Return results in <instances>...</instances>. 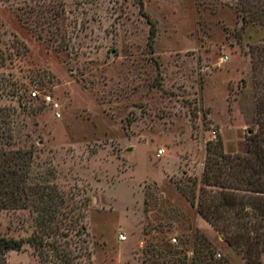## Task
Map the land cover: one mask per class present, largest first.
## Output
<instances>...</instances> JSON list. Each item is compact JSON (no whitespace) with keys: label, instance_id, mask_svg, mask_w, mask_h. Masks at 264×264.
<instances>
[{"label":"rangeland","instance_id":"1","mask_svg":"<svg viewBox=\"0 0 264 264\" xmlns=\"http://www.w3.org/2000/svg\"><path fill=\"white\" fill-rule=\"evenodd\" d=\"M244 6L264 0H0V155L33 152L30 184L80 216L45 232L33 201L1 209L2 236L41 245L0 264H250L198 211L203 188L262 196L203 182L264 129V18Z\"/></svg>","mask_w":264,"mask_h":264},{"label":"trees","instance_id":"2","mask_svg":"<svg viewBox=\"0 0 264 264\" xmlns=\"http://www.w3.org/2000/svg\"><path fill=\"white\" fill-rule=\"evenodd\" d=\"M242 10L245 20L248 17L247 21L264 18V9H259V7L254 10L244 6ZM8 56L0 50V63L5 64ZM4 110L6 109L2 108L0 113ZM261 132L251 138L249 152L254 155L245 156L240 162H237L236 165H241V169L232 170L233 168L236 169L233 163H226L228 168H225L226 166L217 162H207L203 175V182L207 186H231L241 191H253L262 195L258 197L261 200L248 202L244 200V197L241 198L238 193L230 191H222L218 199L211 191L203 188V191L207 193L204 197L209 198V200L205 201L204 198H201V202L198 204L199 213L206 217L224 235L230 245L242 252L250 264H264V129ZM33 155V152L30 151H14L9 152V155H0V210L27 207L33 201V206L39 211L41 210L40 212H44L40 215L39 220L42 227L46 228L44 229L45 232L53 228L52 223H56L57 230L60 229L62 223L69 230H75L78 227L80 216L74 218L75 216L69 215V212L62 211L60 207L63 206L61 204L64 201H55V193L51 192L50 186L30 184L29 173ZM230 175H232L231 179ZM229 180H232L234 184L226 185L225 182ZM37 196L42 199L41 201H51V204L43 208L39 207L35 204L37 203ZM72 211L73 209L70 210V213ZM58 213H63L68 217L67 221L62 220L58 224L56 215ZM84 228H86L85 225ZM77 231H80V229H77ZM64 234L69 235V233ZM38 238V234L28 239L6 237L0 234V249H21L26 242H31L35 246L41 245ZM53 247L55 248L56 245H53ZM60 256L64 264H72L70 257L63 254Z\"/></svg>","mask_w":264,"mask_h":264},{"label":"built area","instance_id":"3","mask_svg":"<svg viewBox=\"0 0 264 264\" xmlns=\"http://www.w3.org/2000/svg\"><path fill=\"white\" fill-rule=\"evenodd\" d=\"M32 95L34 97H38V95L40 96V93L37 90H35V91L32 92ZM42 100H43L44 103H46L48 105H51V107L54 110H56V113H57L58 117L61 116L60 112L58 111V108H59L60 104H59V102L55 101L51 95H44ZM163 152H164V149H160L159 152H158V155H161ZM120 238L122 240H125L126 239V235L125 234H121ZM173 241L177 242V239L174 238Z\"/></svg>","mask_w":264,"mask_h":264}]
</instances>
